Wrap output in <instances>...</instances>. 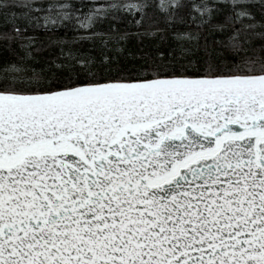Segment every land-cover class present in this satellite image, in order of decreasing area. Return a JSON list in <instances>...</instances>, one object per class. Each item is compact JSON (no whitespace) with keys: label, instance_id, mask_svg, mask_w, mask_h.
<instances>
[{"label":"snow or ice","instance_id":"snow-or-ice-1","mask_svg":"<svg viewBox=\"0 0 264 264\" xmlns=\"http://www.w3.org/2000/svg\"><path fill=\"white\" fill-rule=\"evenodd\" d=\"M0 264H264V0H0Z\"/></svg>","mask_w":264,"mask_h":264}]
</instances>
